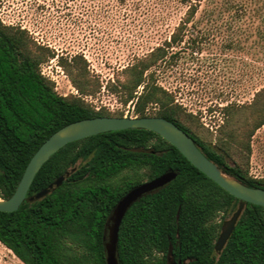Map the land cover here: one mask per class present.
<instances>
[{"label":"trees","instance_id":"obj_1","mask_svg":"<svg viewBox=\"0 0 264 264\" xmlns=\"http://www.w3.org/2000/svg\"><path fill=\"white\" fill-rule=\"evenodd\" d=\"M180 1L187 8L167 46L182 41L202 2ZM257 34L264 39V28ZM30 44L25 30L0 22V198L14 192L28 160L54 131L82 118L113 116L79 96L58 94L39 71L49 50L35 45V51ZM166 55L167 49L157 46L131 67V77L122 84L127 100L136 97V115L152 116L146 106L158 104L155 116L187 132L223 171L248 186L264 188V179L248 171L250 138L264 124V84L252 101L238 106L248 113L243 124L230 111L218 142L211 144L183 122L174 97L154 82L152 73L144 80L143 73ZM73 81L82 93L89 86L86 79ZM225 155L232 156L231 162ZM167 170L176 171L175 178L125 212L116 243L118 264H264V206L243 202L233 231L216 251L222 225L218 214L231 216L242 201L167 140L143 128L105 131L59 148L41 165L20 206L0 211V242L24 264H106L103 244L112 208L133 186ZM60 176L65 177L59 186L34 198Z\"/></svg>","mask_w":264,"mask_h":264},{"label":"rangeland","instance_id":"obj_2","mask_svg":"<svg viewBox=\"0 0 264 264\" xmlns=\"http://www.w3.org/2000/svg\"><path fill=\"white\" fill-rule=\"evenodd\" d=\"M186 8L180 0H0V22L25 30L33 50H49L39 71L58 94L79 96L113 116H137L136 97L127 100L122 84L132 66L165 47L166 57L143 73L144 80L152 73L174 97L183 122L215 144L230 111L243 124L248 113L238 106L264 84V39L257 34L264 28V0H202L182 41L167 46ZM73 79L87 80L85 92ZM158 108L147 104L145 112L155 116ZM250 150L249 174L264 179V124L251 136ZM230 217L219 213L217 220ZM0 264L24 263L0 242Z\"/></svg>","mask_w":264,"mask_h":264},{"label":"water","instance_id":"obj_3","mask_svg":"<svg viewBox=\"0 0 264 264\" xmlns=\"http://www.w3.org/2000/svg\"><path fill=\"white\" fill-rule=\"evenodd\" d=\"M128 128H143L157 133L175 146L198 170L242 201L231 217L223 221L214 246L216 251L221 250L233 231L241 213L243 202L264 206V188L248 186L223 171L216 163L207 158L192 137L174 122L161 116H94L63 125L40 144L28 160L14 192L7 198H0V211H14L20 206L26 198L28 188L41 165L66 143L105 131ZM65 176L58 177L53 183L39 191L34 198H40L51 189L59 186ZM175 176L176 171L167 170L157 177L133 186L116 202L108 216L105 230L103 245L106 264H118L116 243L119 225L130 205L144 194L153 192L169 183Z\"/></svg>","mask_w":264,"mask_h":264}]
</instances>
